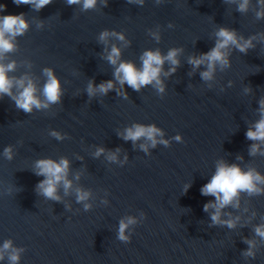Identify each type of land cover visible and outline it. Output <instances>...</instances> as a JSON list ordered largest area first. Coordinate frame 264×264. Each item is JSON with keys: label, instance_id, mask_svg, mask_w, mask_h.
Wrapping results in <instances>:
<instances>
[{"label": "water", "instance_id": "water-1", "mask_svg": "<svg viewBox=\"0 0 264 264\" xmlns=\"http://www.w3.org/2000/svg\"><path fill=\"white\" fill-rule=\"evenodd\" d=\"M238 3L145 0L140 6L108 0L106 7L98 2L96 9L81 11L79 5L53 0L36 12L30 5L0 0L6 5L0 14L23 12L30 22L29 30L16 37V50L5 54V63H16L9 75L27 73L42 87V69L52 67L64 89L61 103L31 114L17 110L7 96L0 99V248L6 239L23 248L19 264H264V240L253 231L264 224V194H241L238 209H224L232 218L240 217L229 229L209 227L203 205L214 197L200 192L220 158L264 174V156L249 155L253 141L245 136L259 119L258 101L264 97V18L256 19V0L245 13L236 10ZM41 21L43 27L38 28ZM170 22L174 27H168ZM157 26L159 42L148 32ZM219 26L234 28L245 39L255 37L254 47L246 54L231 49V67L217 68L209 88L200 78L203 66L189 75L187 57L212 48ZM105 28L125 32L131 44L122 48V58L137 66L145 49L166 53L183 48L176 72L162 77V96L150 85L139 92L125 85L127 98L112 90L89 100L85 89L90 79L99 84L113 78L114 69L102 56L105 45L98 42ZM111 43L120 44L112 38L109 48ZM168 67L166 62L165 71ZM134 122L157 124L170 146L158 144L149 155L139 149L143 140L134 146L117 135ZM52 129L68 136L57 140L49 135ZM177 133L181 142L171 140ZM9 144L11 161L2 154ZM100 145L119 147V159L126 153L128 162L121 166L104 155L95 158L92 153ZM259 148L264 151V144ZM238 155L243 159L237 160ZM60 156L71 162L69 179L80 173L73 186L91 189L89 211L62 188L63 202L37 194L35 185L44 177L32 172L34 161ZM128 215L138 223L129 227L131 240L125 243L116 237L120 219ZM245 238L255 242L254 258L242 254L248 249ZM0 264H9L7 255Z\"/></svg>", "mask_w": 264, "mask_h": 264}, {"label": "clouds", "instance_id": "clouds-1", "mask_svg": "<svg viewBox=\"0 0 264 264\" xmlns=\"http://www.w3.org/2000/svg\"><path fill=\"white\" fill-rule=\"evenodd\" d=\"M52 2L53 0H13V3L18 6L22 4L30 5L36 12ZM98 2L103 7L108 5V0H66L68 5H79L81 11L96 9ZM127 2L142 6L145 0H127ZM156 2L160 3V0H156ZM225 3H236V0H225ZM250 3L251 0H239L236 10L245 13L248 11ZM256 3L258 10L255 12V16L259 20L264 18V0H256ZM5 8V4H0V13ZM29 27L30 22L23 12L19 14H0V99L5 96L9 97L14 101L17 110H22L27 114H31L34 109H50L52 105L61 103L64 94L60 77L52 67L42 69V76L45 78L42 87L27 73L18 77L9 75V73L15 71L16 63L15 61L5 63V54L16 50V37L23 36L29 30ZM37 27H43V21ZM168 27L172 28L174 25L170 22ZM148 32L155 41H160L159 26L156 30L149 29ZM214 37V46L207 52L187 57V63L192 67V72L189 75H192L193 72L203 66V70L200 71V78L208 84L209 88H211L209 82L214 79L217 68L224 71L231 67L230 50L235 49L246 54L250 48L254 47L252 40L255 38L250 36L245 39L243 36L238 35L236 29L227 26L217 27ZM112 38L119 41L120 44L111 43L109 48ZM98 42L105 45L102 56L113 67V78L101 81L99 84L95 83L94 79H90L85 89L89 100L97 95L105 96L112 90H115L118 96L127 98L128 93L125 90V85L136 92L150 85L162 96L166 91V84L162 77H169L176 72L180 66V56L183 54L182 47L169 48L166 53L162 52L160 48H148L141 53L139 57L141 64L137 66L135 61L122 58V48H127L131 44V41L126 39L124 31L105 28L99 33ZM166 62L169 67L165 71L164 65ZM250 91L251 86L249 85L245 88V92ZM258 104L259 119L254 121L245 133L246 139L253 141L248 149L250 156H256L257 154L264 156V151L259 148L260 144H264V97H261ZM49 135L61 141L68 136L67 133L55 129L50 130ZM117 135L125 141L131 140L134 146L137 141L143 140L144 142L139 144V149L149 155L150 149L156 148L158 144L165 147L171 144L170 139L165 138L164 130L155 123L134 122L130 126H126L123 131H118ZM171 140L181 142L183 138L181 134L177 133ZM120 152L119 147L112 150L100 145L95 148L92 155L95 158L104 155L108 162L123 166L128 162V156L125 153L123 160H120ZM2 154L7 160L11 161L14 158L13 145L9 144L4 147ZM242 159L241 156H237V160ZM70 163L67 156H60L59 159L52 157L36 159L31 170L35 175L44 178L35 185V190L38 195L47 200L63 202V197L59 194V190L62 188L65 196L74 195L76 203L82 204L84 211H89L92 209V204L89 202L92 191L83 186H73V179L79 181L80 173H75L73 179H69ZM190 187L191 183L185 184L184 192L187 193ZM200 192L204 196L214 197V200H209L203 205V211L209 213L211 221L209 227L227 226V228L232 229L236 227L240 217L232 218L231 213H225L223 210L229 207L238 209L241 194H246L249 197L264 194V174H261L254 167L244 168L238 163H229L220 158L216 160L215 170L208 182L201 187ZM102 203L107 205V199L103 200ZM65 208L71 210V205L65 203ZM140 215L143 220L145 213L141 212ZM222 215L228 218L222 219ZM137 223V218L132 215L121 218L116 238L121 242H130L131 232L129 227ZM253 231L255 236L264 240V224L256 225ZM244 243L248 245V249L242 254L245 257L254 258L255 253L252 249L255 247V242L245 238ZM23 251V248L15 247L11 239H6L2 248H0V260H4L7 255L9 264H19L21 252Z\"/></svg>", "mask_w": 264, "mask_h": 264}]
</instances>
